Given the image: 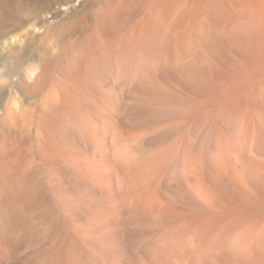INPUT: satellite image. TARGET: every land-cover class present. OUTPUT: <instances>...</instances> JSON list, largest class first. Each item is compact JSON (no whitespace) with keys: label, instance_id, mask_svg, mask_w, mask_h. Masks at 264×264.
<instances>
[{"label":"bare ground","instance_id":"1","mask_svg":"<svg viewBox=\"0 0 264 264\" xmlns=\"http://www.w3.org/2000/svg\"><path fill=\"white\" fill-rule=\"evenodd\" d=\"M47 24L0 48V264H264V0H100L44 54Z\"/></svg>","mask_w":264,"mask_h":264},{"label":"rangeland","instance_id":"2","mask_svg":"<svg viewBox=\"0 0 264 264\" xmlns=\"http://www.w3.org/2000/svg\"><path fill=\"white\" fill-rule=\"evenodd\" d=\"M100 0H77L76 2L68 5L67 7H62L58 5H51V2L48 0H27L25 4L28 7V11L22 12L20 14H17V18L12 17L11 18V12L9 13L8 10L9 5L6 3L8 0H4L1 3L0 7V48L3 47L4 42L8 39H14L16 41H23L24 38L30 39L32 37V29L35 24L41 23L42 20L47 21V26L49 27V35L43 39L40 43H38V50L42 53L52 52L56 51V49L59 46V32H61L65 28H69L74 26L78 23V32L75 33L72 37H68L62 40V45H67L72 40H74L85 28V25L92 21V13L97 9L98 2ZM80 3L82 6L80 7ZM8 6V7H7ZM9 9H7V8ZM70 10H69V9ZM7 9V10H6ZM35 10V11H34ZM7 16V17H6ZM20 16V17H19ZM7 18V20H6ZM15 19V20H14ZM31 19V20H30ZM21 22V23H20ZM74 24V25H73ZM80 24V25H79ZM8 25V26H7ZM51 28V30H50ZM80 30V31H79ZM59 31V32H58ZM58 37V38H57ZM64 41V42H63ZM3 58V57H2ZM46 58V56H45ZM50 58V57H47ZM56 68V64L55 67ZM61 78L59 77V74L54 69L48 76V79H46L45 82L42 83V87L36 89L34 86H30L27 88L26 94L27 98L29 100H35L42 96V94L53 87V85L59 81ZM44 84V85H43ZM12 110L15 108L12 106ZM4 110L0 109V117L5 112V106L2 108ZM4 111V112H3ZM151 118H145L139 121H136L135 123H130L129 129L139 135V141L137 144L138 150L143 155H148L155 151L160 146V141L156 140L154 137L156 134V130H158V126L150 120ZM152 122V123H151ZM153 131H152V130ZM140 130V131H138ZM151 130V132H150ZM138 131V132H136ZM189 131V129L187 130ZM202 132V134L200 133ZM194 134L196 137V142L199 143L201 141L203 136V129L201 128H195ZM201 134V135H200ZM1 135V134H0ZM29 138H30V134ZM199 136V137H198ZM2 135L0 136V138ZM201 139L199 140V138ZM28 138V139H29ZM33 138V139H31ZM30 142L28 144V147L31 149L33 144L34 137L31 136ZM4 137L0 139V150L2 152H6L7 147L5 143L3 142ZM143 143V144H142ZM31 145V146H29ZM37 161V160H36ZM178 162H173L170 164L167 174L164 175V182L168 183V185H171L174 183V181L177 179L178 174ZM125 226L123 229H121V233L126 237L128 240V243L131 244V249H136L139 247V241L141 236H146V240H155L160 232V226L157 224L150 226L148 228L143 229H136ZM147 229V230H146ZM130 236V237H128ZM130 238V239H129ZM133 241V242H132Z\"/></svg>","mask_w":264,"mask_h":264}]
</instances>
